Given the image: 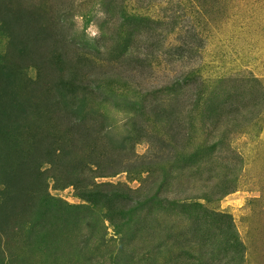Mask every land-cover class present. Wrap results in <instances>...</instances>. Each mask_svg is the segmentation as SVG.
Listing matches in <instances>:
<instances>
[{
	"label": "rangeland",
	"instance_id": "rangeland-1",
	"mask_svg": "<svg viewBox=\"0 0 264 264\" xmlns=\"http://www.w3.org/2000/svg\"><path fill=\"white\" fill-rule=\"evenodd\" d=\"M0 264H264V0H0Z\"/></svg>",
	"mask_w": 264,
	"mask_h": 264
}]
</instances>
